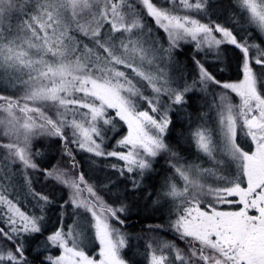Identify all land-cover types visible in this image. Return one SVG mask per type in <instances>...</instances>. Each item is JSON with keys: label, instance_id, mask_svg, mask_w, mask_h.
Here are the masks:
<instances>
[{"label": "snow or ice", "instance_id": "obj_1", "mask_svg": "<svg viewBox=\"0 0 264 264\" xmlns=\"http://www.w3.org/2000/svg\"><path fill=\"white\" fill-rule=\"evenodd\" d=\"M205 2L0 0V264H264V0Z\"/></svg>", "mask_w": 264, "mask_h": 264}, {"label": "trees", "instance_id": "obj_2", "mask_svg": "<svg viewBox=\"0 0 264 264\" xmlns=\"http://www.w3.org/2000/svg\"><path fill=\"white\" fill-rule=\"evenodd\" d=\"M208 4V12L205 13L206 17L210 20L215 21L216 23L223 24L224 26L233 27L235 31L240 33L241 35L245 34V28L248 27L246 18L243 17L241 13L242 19L238 20L232 14L237 12L238 9L234 6L233 0H207ZM258 41L264 40V38L256 34ZM230 48L231 46H225ZM191 57V47L185 46V48L181 51V60L188 61ZM233 67L235 64L233 62ZM223 75L227 76L229 73H224ZM179 123V122H178ZM57 153L52 151L49 153V158L42 162V166L47 167L50 164H54L56 162ZM82 168L87 167L90 162L87 159H82L81 161ZM207 166V165H206ZM22 179V178H21ZM55 195H61L59 192L54 193ZM133 211L130 213L128 217V224L133 227L134 230H139L141 227L147 226L149 224H157L162 222V216L160 213H154L150 210H146L145 202L141 200L139 197L134 201ZM70 222V221H69ZM170 238V234H169ZM131 256V253H129ZM128 258V257H126ZM134 260L138 262V264H143V256L137 255L134 257Z\"/></svg>", "mask_w": 264, "mask_h": 264}, {"label": "rangeland", "instance_id": "obj_3", "mask_svg": "<svg viewBox=\"0 0 264 264\" xmlns=\"http://www.w3.org/2000/svg\"><path fill=\"white\" fill-rule=\"evenodd\" d=\"M207 12H208V4H207V0H206L205 7L200 10V14H199V18H201L204 22H207L208 20H210L208 17L205 16L206 15L205 13H207ZM257 34H259V33H257ZM259 35H261L264 38V35H262V34H259Z\"/></svg>", "mask_w": 264, "mask_h": 264}]
</instances>
